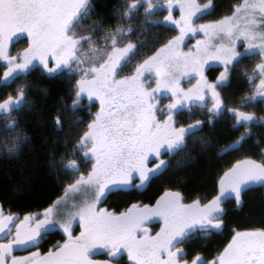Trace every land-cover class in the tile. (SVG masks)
Listing matches in <instances>:
<instances>
[{"label": "rangeland", "instance_id": "rangeland-1", "mask_svg": "<svg viewBox=\"0 0 264 264\" xmlns=\"http://www.w3.org/2000/svg\"><path fill=\"white\" fill-rule=\"evenodd\" d=\"M49 1L51 0H35V3L42 5L41 9L35 6L38 10L35 12L31 5L24 8L22 3H15L14 0H0V35L5 37L4 39L1 37V41L28 34L29 42L32 44L30 50L34 56L45 60L54 59L53 63L48 62L45 68L47 73L54 74L61 68L71 66L74 71L81 74V78L85 79L84 91H87L90 97L100 104L98 119L93 122L90 131L89 137L92 139L97 138L99 132L105 131L106 123L113 122L118 131L126 130L133 124L139 123L138 140L134 142L132 150L136 154L148 149L155 141L163 143L169 140L174 125L172 116L176 111L184 108L186 104H201L205 100L204 104L209 100H213L212 104H216L220 96V87L229 81L233 65L244 56H259L260 61L255 65L251 78L258 76L256 81V87L260 90L258 95L264 98V0H242L232 14L217 21L203 19L212 10V0L207 2L145 0L147 13H163L162 17L155 18L154 21L162 22L176 29L178 33L163 45L156 55L139 66L133 75L123 78H119L121 77L119 75L115 76L116 79L118 78L115 85L108 82L110 79L107 75L114 73L115 66L126 59L131 46L126 47L127 44L119 49L114 47L103 52L101 56L93 53L91 57L81 58L76 50L81 39L73 37L70 41H63L60 38L69 37V27L85 9L89 0L86 2L78 0L74 8L61 13L54 10V5L51 15H46L43 7L48 5ZM2 46L5 49L6 43ZM24 54L26 52L22 54L21 62L24 61ZM34 61L36 62L37 59ZM104 61L107 62L103 63ZM87 62H90V65ZM211 67L221 68L215 80H211L207 74ZM18 70L21 72L25 69L20 67ZM147 74L148 79L143 81ZM144 83L145 86H143ZM119 94L122 98H119ZM163 95L170 100H167L162 108L160 104ZM133 97H139V102H130L129 99ZM150 99L153 100L152 103ZM126 100L131 106H127L122 112L124 107L122 105L127 103ZM19 101L9 100L0 105V111L9 112L21 103V100ZM115 104L118 105L119 114L113 118L108 117L109 109L112 108L111 112H113ZM176 108L178 109L175 110ZM164 112L167 116L162 119L161 115ZM154 113L161 116V119H157L158 122ZM240 120L247 121L244 117ZM98 142L101 144L100 140ZM99 144L93 142L89 147L91 151L87 149L85 154L91 159L98 160L96 172L92 176L104 172L105 176H102L104 178L88 176L86 173V179L78 177L63 196L47 210L24 215L12 222V226L16 225L18 222L16 220L21 218L22 222L30 223L32 230L37 234L35 241L32 239L29 241L30 246L39 241L42 234L59 230L67 241L77 240L85 243L89 247L91 256L105 251L110 255L117 252L130 255L131 251L136 260L141 262L143 259L137 255L138 247L152 244L153 241L157 244L161 243L162 236L170 234L167 229L173 231L179 225V218L172 217L174 222L166 223L164 234L148 241L147 238H151L153 234L152 225L145 224L135 232L133 228L142 222H152L154 213H163L166 216V213L173 215L182 211L188 223L182 224L183 229L177 234L180 237L200 225L209 228L217 226V223L208 226L209 223L205 221L217 215L220 198L233 192L238 193L237 191L246 187L264 183V164L245 161L235 165L225 174L220 184L219 199L211 201L209 205L200 206L195 203L196 201L185 203L183 200L182 203L181 196L171 192L165 194L156 207L133 209L128 214L122 213L123 215L120 216L104 208L102 200L108 187L128 184L133 174L125 172L115 163V160H112V148H109L106 154L99 153L97 150ZM102 156H106L110 162L105 165L102 162ZM118 160L120 161L119 158ZM111 166L115 167L112 172ZM116 171L118 172L115 173ZM123 176L126 180L116 182L117 178H123ZM234 186L239 190L236 191ZM17 234L18 231L8 232L1 237L4 239L0 243H14L17 241ZM30 234L32 235L31 232ZM240 238L242 237L234 238L224 258L232 261L234 254L237 253L241 256V261H244L246 252L251 250L254 243L240 242ZM92 244L99 246L95 248ZM146 251L149 252V248ZM253 255H258L260 263L264 264V250L254 252ZM37 256L38 253L35 250L29 251L21 257L22 264H29ZM154 262L158 263L156 259ZM260 263L256 262V264Z\"/></svg>", "mask_w": 264, "mask_h": 264}, {"label": "trees", "instance_id": "trees-1", "mask_svg": "<svg viewBox=\"0 0 264 264\" xmlns=\"http://www.w3.org/2000/svg\"><path fill=\"white\" fill-rule=\"evenodd\" d=\"M241 1L212 0V10L203 19L217 21L229 16ZM162 15L147 13L145 0H90L72 34L82 40L81 58L136 44L133 65L177 35L176 29L154 21ZM259 61V56L250 55L233 65L229 81L220 87L223 113H213L207 107L178 113V126L190 128L184 143L145 190L109 193L108 209L119 213L133 203L152 204L168 191L177 192L186 203L205 204L218 197L223 175L237 162L251 159L264 163V122L238 126L233 113L242 111L264 119V101L253 99L258 76L251 78ZM220 70L211 67L207 74L215 80ZM3 73L2 66L0 103L20 95L22 102L10 114L0 115V205L21 216L42 212L63 196L80 172L91 168L84 142L98 107L81 98L78 72L49 75L35 66L1 83ZM223 210L221 229L198 231L185 242L189 257L202 255L210 260L225 249L236 232H264V184L225 200ZM65 242L59 230L44 233L42 252Z\"/></svg>", "mask_w": 264, "mask_h": 264}, {"label": "flooded vegetation", "instance_id": "flooded-vegetation-1", "mask_svg": "<svg viewBox=\"0 0 264 264\" xmlns=\"http://www.w3.org/2000/svg\"><path fill=\"white\" fill-rule=\"evenodd\" d=\"M29 1H27V0H14L15 3L16 2L22 3V7L24 6V8H28V6L31 5V7L34 9L35 12L38 11L35 8V6H38L41 9V6H42L41 3H35V0H29ZM89 1H88V3H89ZM49 2L50 3L48 5L43 7V10L45 9L46 15H51L54 5H55L54 10L57 13H61L64 10H71L72 8L75 7L78 0H51ZM85 2H86V0H85ZM88 3H87V5H88ZM87 5H86V7H87ZM86 7H85V9H86ZM1 9L4 10V8H1ZM84 10L78 16L76 21L69 27V29H68L69 37H61L60 40L70 41L73 37H75L72 34V29H73L74 25L76 24L77 20L80 18V16L84 12ZM1 37L3 39L5 38V37L0 35V67H2V66L4 67V73H3L1 83L10 82L17 75H20L22 73H26L27 71H29V69H32L35 66H40L45 70L46 66L49 64L48 63L49 61L52 63L54 62L53 61L54 59L50 58L48 60H45L42 57L37 58L36 56H34L31 53L30 48H31L32 44H31V42H29L28 38H30V37L28 36V34H25V35H22V36H19L16 38L15 37L11 38V39H8L7 41H3V39L1 41ZM76 39H79V38H76ZM3 43H6L5 49L2 46ZM114 44L116 45V43H114ZM62 45L64 46V44H62ZM81 45H82V40L79 43L78 49H76L78 55L81 53ZM129 45L131 46V48H130L131 51L126 55V59L122 60V62H120L119 65L115 66V70H113L114 73L107 75L110 79V81H108V82H110V84H112V85H115L116 81H118V78L116 79L115 76L119 75V76H121L119 78H123V77H129V76L133 75L135 73V70L139 66L143 65L148 60H150L163 47V46H161L151 56L147 57L146 59H144L138 63L134 61L133 65H130L132 63L133 55L136 51V44L129 43L126 47H128ZM119 48L120 47H117L116 49H119ZM24 52H26V54H24V61L21 62L22 61L21 60L22 54ZM36 59H37V61L35 62L34 60H36ZM106 62L104 61L103 63H106ZM108 63H110V62H108ZM73 66H75L74 63H73ZM20 67H22L25 70L19 72L18 69ZM72 68L73 67H71V66L66 67V68H61L60 70H58V72L56 71V73H54V74L60 73L62 71L72 72V71H74ZM54 74H49V75H54ZM147 79H148V74L146 75V77H144L143 81H146ZM84 82H85V79H82L80 76V80H79L80 96L83 100L88 101L89 103H95L97 105L98 110L95 113V120H94V121H96L98 119V116H99L100 104L96 100L92 99L87 91H84V86H83ZM143 86H145V83L143 84ZM256 89H257V87H256ZM259 92H260V90L257 89V91L255 93L257 95L254 96V101H264L263 97H259V95H258ZM119 98H122L121 94H119ZM9 100H14L16 102L21 100V102H22V99L20 96L18 98L11 97V98L3 101L2 103H0V105L5 104ZM129 100H130V102L133 101L134 103H136V102H139V97H133L132 99H129ZM150 100L152 103L153 100L152 99H150ZM167 100H170V99L168 97L166 98V95H163L161 97V104L160 105L162 106V108L164 107L163 104ZM126 102H127L126 104L123 103L125 105H122V106H124L123 109L121 110L122 112H124L126 110L127 106H131V104H129L127 100H126ZM204 102L201 104L198 103L195 105H187L186 104V106L184 108L176 111L175 115L172 116V119H174V125L172 127V133L170 135V139L165 140L163 143H159V141H157V142L155 141V143L152 146H150L148 149L145 150L143 148V150H145V151H143L142 153H139V154L133 153V151H132L134 149V142L136 140H138L137 139V132H138L139 123L133 124L131 127L126 128V130H123V131H121V130L118 131L117 127L115 128L113 122L106 123L105 131L99 132L97 138H95V139L94 138L92 139L91 137H89L93 123L91 124L90 130H89L88 135H87V139L84 142L85 149L86 150L88 149L91 151V148H89L90 145L93 142H97L99 144L98 141L100 140L101 144H99L100 145L99 149H97L98 152L102 153V155H103L104 153L105 154L107 153V150L109 148L110 149L112 148L111 149V151L113 153L112 154V156H113L112 160L113 161L115 160V163L119 167L121 166V168H123V170L125 172H129V173L133 174V176H131L130 181L127 182L128 184H126V185L125 184H119L120 186L107 188L106 194L104 195L103 200H102V206L104 208H106L109 212H111L113 214H116V215L120 214V216H122L123 214H128L133 209L139 210L140 208H144V207L151 209L153 207H156L157 205H159L160 201L162 200V197L165 194L171 193V192L177 193L174 191L164 192L158 198H156L152 204H149V203H146V204L133 203L128 208H126L124 211L119 212V213L108 209V207L106 205V197L109 193H111L113 191H118V190L143 191L147 188V186L152 181V179L154 177H156L164 169V167L166 166V164L168 162L169 157L179 148L180 145H182L184 143L186 136L190 130V128H184V127L178 126V122H177L178 113H180L182 110H191L193 108H198V107L199 108L207 107L213 113H216V114L217 113H223L225 111V104L223 102V99L221 98V95L219 96V99L216 101V104H212L213 100H209L205 104H204ZM17 106H19V104L14 106L11 110L16 108ZM116 108L118 109L117 104H115L113 106V112H111L112 108L109 109L108 117L113 118V116H117L119 114V109L117 110ZM177 109L178 108H176L175 110H177ZM11 110H9V112L0 111V115L6 116V115L10 114ZM233 113L237 119V125L238 126L250 125L253 121H257V122L263 121L264 122L262 115H260L258 117L257 115L253 116L252 114H247L246 112H242V111H235ZM154 116H155L156 120L158 118L161 119V116L163 119V117L167 116V113L164 112L161 116H159V115L157 116L154 113ZM241 117H244L245 120H247V121L243 122V120H240ZM157 122H158V120H157ZM155 124H157V123H155ZM140 131L142 132L141 128H140ZM108 145H110V146H108ZM114 147H116V148H114ZM118 158L120 159V161L118 160ZM90 160L92 161L91 168L88 169L87 171L80 172L79 177L81 179L82 178L86 179V177H87L86 173H88V176L89 175L92 176V174L96 172V165H97L98 160L91 159V158H90ZM245 161H254V160H251V159L241 160V161L237 162L235 165H238V164L245 162ZM102 162L106 165V163H109L110 161L107 160L106 156H102ZM255 162H259V161H255ZM259 163H262V162H259ZM262 164H264V163H262ZM235 165H233L228 171H230L233 167H235ZM113 168H115V167L111 166V170H110L111 172H112ZM117 172L118 171H116L115 173H117ZM225 174L223 175V177L225 176ZM95 176L102 177V176H105V173L102 172L99 175H95ZM95 176H92V177H95ZM223 177H222V179H223ZM102 178H104V177H102ZM222 179H221V182H222ZM121 180H126V179L124 178V176H123V178L119 177V178H117L116 182H119ZM221 182H220V184H221ZM112 183H114V182L112 181ZM263 184L264 183L258 184V185H252V186H249V187L242 189L241 191H237L239 189H237V187L234 186V188L236 189V191L238 193L233 192L229 195H226V196L220 198V206H219V210H218L217 215L212 216L205 221L206 223H209L208 226H211V224H214V223H217V226H215V227L212 226L209 228L207 226L200 225L198 227H195L193 230H191L189 232H185L180 237H178L177 234L183 229V228H181L182 224H185L186 222L188 223V221H185L184 213L182 211L179 212V214L175 213L173 215H168L166 213V216L163 213H158V212L154 213L153 218H152V220H153L152 222H149V221L142 222L141 224H139L133 228V231L135 232L136 230H139L145 224L146 225H152L153 229L151 232L153 234H152V236H150L151 238H147L148 241L154 240L160 234H164L163 231H165L164 229L167 225L166 223L169 221L174 222V219L172 217H174L175 219L179 218V222H178L179 225L177 228L175 227L173 231L171 229H169V230L167 229V231H170V234L168 236L164 234V236H162L163 238L161 239V243L157 244L156 241H153L152 244L137 248L138 249L137 255L139 256V258L143 259V260H141L142 263L140 261L136 260L135 255H133L131 251L129 252L130 255H126V254L121 253V252H117L113 255H110L108 252L105 251V252L97 254L96 256H91L90 250H89V255L91 257H94V258L110 260V261L115 262L117 264H153V263L155 264L154 259H156V262L158 261V263H156V264H231V263L232 264H256V262H258V261L260 263V259H259L258 255H253L254 252H261L264 250V232L260 231V230H256V231L247 230V231L236 232L233 239L230 241V243L227 244L225 249L220 254H218L217 256L212 257L210 260L204 259V257L202 255H196L193 257H189V254H188L187 250L185 249L184 244L189 239V237H191L192 235H194L198 231H218L219 229H221V225H222L221 217L224 214L223 203L225 202V200H228V199H231L234 197H238L239 194H241V192H243L247 188L255 187V186H262ZM121 185H125V186H121ZM108 186H110V184ZM219 189H220V186H219ZM216 199H219V197H217ZM182 200H183V198L181 197V202H182ZM195 203L197 205L202 206V205H209L211 202L203 204L200 201H196ZM181 208L184 210V208L182 206H181ZM22 216H24V215H22ZM22 216L17 215V214H10L8 211H6L0 205V242L4 239L1 237H4L6 234H8V232L18 231L17 241H15L14 243H10V244H6V243L1 244L0 243V248H1L0 249V264H22L23 260H21V257H23L26 253H28L31 250H35L38 253V256L43 253L42 252L43 234L41 235V239L39 241H36L34 243V245L30 246L29 241L31 239L35 241V238L37 236L35 231L32 230L30 223L27 224L28 222H26V221L22 222V220H20L21 219L20 218L19 220H16L19 222V223L17 222V224H16L17 226L11 225L15 219H18L19 217H22ZM159 217H161V218H159ZM162 218H163V220H161ZM30 232L32 233V235L30 234ZM236 236L242 237L239 239L240 242L241 241H243V242L244 241H250V242L254 243L251 250L246 252L247 254L244 256L245 257L244 261H241V259H240L241 256H239L237 253L234 254L232 261L228 260V258L223 257L224 254L226 253V251L230 249V246L233 244L232 241L234 240V238ZM81 243H83V242H81ZM83 244L89 249V247L85 243H83ZM93 246H95V248H96V246H99V245H93ZM147 248H149V252L146 251ZM237 256L239 258H237Z\"/></svg>", "mask_w": 264, "mask_h": 264}, {"label": "water", "instance_id": "water-1", "mask_svg": "<svg viewBox=\"0 0 264 264\" xmlns=\"http://www.w3.org/2000/svg\"><path fill=\"white\" fill-rule=\"evenodd\" d=\"M29 264H117L110 260L94 258L80 241L70 240L42 253Z\"/></svg>", "mask_w": 264, "mask_h": 264}]
</instances>
